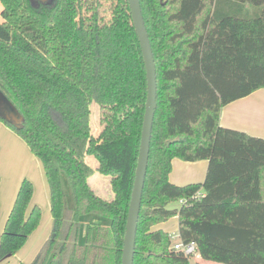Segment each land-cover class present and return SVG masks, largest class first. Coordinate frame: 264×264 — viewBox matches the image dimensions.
Returning <instances> with one entry per match:
<instances>
[{"label":"trees","instance_id":"16d2710c","mask_svg":"<svg viewBox=\"0 0 264 264\" xmlns=\"http://www.w3.org/2000/svg\"><path fill=\"white\" fill-rule=\"evenodd\" d=\"M0 1V91L24 128L0 120L41 161L50 194V234L29 264H121L147 100L128 0ZM140 3L156 63L157 109L134 264H189L170 248L168 233L153 229L176 216L182 240L194 242L204 260L264 264V138L220 125L225 106L264 89V0ZM94 96L110 103L98 136L70 115ZM87 157L98 161L97 170ZM174 159L207 161L203 183H172ZM96 171L111 177V200L92 189ZM33 194L24 179L0 237V262L41 222V208L30 209ZM181 199L186 204L169 208ZM87 215L110 225H88L82 244Z\"/></svg>","mask_w":264,"mask_h":264},{"label":"rangeland","instance_id":"374dc122","mask_svg":"<svg viewBox=\"0 0 264 264\" xmlns=\"http://www.w3.org/2000/svg\"><path fill=\"white\" fill-rule=\"evenodd\" d=\"M2 8V4L0 1V9ZM106 15L105 17V22L108 23V12L105 10L104 11ZM110 27L106 31L107 34V48L106 51H112L111 48H113L114 45H112L111 42V36L112 33L109 32ZM110 43V44H109ZM88 103V105L86 104ZM72 106V105H71ZM88 106V107H87ZM82 107V108H81ZM80 108L75 107L74 105L72 106L73 112L70 110L72 114L73 119L77 120L78 122L82 123L83 126L86 127V130H89V132H92L91 134L93 136H98L99 132H97L96 129L100 130L102 123L101 121V115L107 114L110 112V103L104 99V98H96L95 96L88 100L82 102V106ZM84 114V118L81 117V113ZM80 115V116H78ZM80 120V121H79ZM14 134L16 135V138H19L20 141H22L25 146L28 147L24 139L15 131H13ZM5 149L4 152L7 153L5 158H8L7 163L1 164L0 166V214L3 208V203L4 206L8 204L7 200L9 197V192L13 188L14 185V179L16 176L21 177L24 172L27 171V174L30 175V177H33V179L29 178L33 184H34V196H36V199L41 207L42 210V218L39 226L37 229L33 232V234L30 236V238L24 243V245L21 247V249L16 252L14 255H11L4 259L3 261L0 262V264H26V253L30 249L31 245L34 244L35 240H38L39 237H44L43 239H46L49 234H50V229H51V223H52V215H51V208H50V197H49V192H48V183L47 179L44 177V181H39L44 175L43 168L41 167L40 163L36 160L37 157L35 155H32L35 159L33 161V165L27 164L26 159L23 155V152L20 149H15V140L11 137L6 138L5 140ZM29 148V147H28ZM30 150V148H29ZM32 152V151H30ZM5 158H2L5 159ZM1 161V160H0ZM181 162L182 164H186L183 161H177ZM90 166L92 167V163L89 162ZM99 166V164H98ZM208 166L206 167L207 171ZM94 169V168H93ZM96 176L90 178V185L94 181V179L99 176ZM206 175V174H205ZM102 176V175H101ZM103 177V176H102ZM104 178V177H103ZM92 181V182H91ZM172 182V181H171ZM174 183V182H172ZM62 184L63 188L67 197V201L70 206H73V194H72V188L70 186L68 177L63 174L62 175ZM92 187V186H91ZM95 193L102 197L99 192V190H95ZM108 198V199H107ZM106 200H111L112 197L111 195L107 196L104 198ZM180 207L179 202H173L170 204L169 208H178ZM6 212H2V215H4ZM9 215V214H8ZM7 219V218H6ZM5 225V223H3ZM0 225V233L3 232L4 225ZM93 224V225H104V226H109L110 225V220L107 218H102L94 215H87L81 218V227H80V236H79V241L82 244H85L87 242V227L88 225ZM168 231L165 232H177L179 229L178 221L171 218L169 219L168 223H166L165 226H163ZM1 237V234H0ZM203 263L208 262L207 260H202ZM28 264V263H27ZM214 264H219L215 263Z\"/></svg>","mask_w":264,"mask_h":264},{"label":"crops","instance_id":"0c3cea01","mask_svg":"<svg viewBox=\"0 0 264 264\" xmlns=\"http://www.w3.org/2000/svg\"><path fill=\"white\" fill-rule=\"evenodd\" d=\"M220 125L225 128H230V129L245 132L250 136L264 138V89H259L255 91L254 93H252L251 95L245 98L239 99L225 106L221 110ZM102 128H103V125L101 126L100 130L96 129L97 132L100 133ZM9 137L15 140V143H16L15 149L16 150L20 149L23 152V155L26 159L27 164L33 165V161L35 158L32 155L34 154L30 152L31 150H29V148L25 146V144L22 141L19 140V138H16V135L14 134L13 130L7 127L0 120V160H1L0 166L1 164L7 163L8 160H10L8 158H5L7 153L4 152L5 144H6L5 140L6 138H9ZM2 158H5V159L2 160ZM86 159L88 163L91 162L93 164L92 168H94V170H97L98 161L94 157H87ZM36 160L40 163L41 167L43 168L41 161L38 158ZM178 160L182 161L180 159H174L173 161L172 171L169 176L170 181L174 182V184L181 185V186L188 185V184H195V183H203L206 177L205 174L207 172L206 171V167L208 166L207 161L205 160L197 161V162L183 161L186 164H182L181 162H177ZM43 172H44V168H43ZM96 173L98 172L97 171L95 172V174L93 175L94 177L96 176ZM43 175L44 176L39 180L40 182L44 181V177L46 178L45 172ZM97 175L99 176H97L93 182L91 181L92 189L94 188L95 190H99V192H101L100 194H102L101 195L102 198H106L109 195H111V197L113 198L114 195L111 189V177L102 175L104 177L103 178L100 173H98ZM27 177L33 179V177H30V175L27 174V171L24 172L21 177H18V176L15 177L13 188L9 192V197L7 200L8 204L4 206V203H3V208L0 214V225H2L3 223H6V220H7L6 218H8L9 216L8 214H10V211L12 209L13 203L17 196L21 182L24 179L30 180ZM48 192H49V188H48ZM49 197H50V194H49ZM35 205H38L40 207L36 199V196H34L33 194V198L30 204V209ZM6 211L7 213L2 215V212H6ZM173 219L177 220L178 225H179V218L176 216ZM166 223H168V221L161 223L159 225H156L153 229L162 230L164 232L168 231L165 228H163V226H165ZM85 232L87 233V231ZM177 232H179V229ZM166 233H168L169 235L174 232H166ZM0 234H2V232ZM43 238L44 237H39V239L35 240L34 244L31 245L30 249L26 253V261H25L26 264L27 263L29 264L32 262V260L35 258L38 251L40 250V248L42 247V245L44 244V242L47 240L48 237L46 239H43ZM202 260L204 259L201 258L200 256H197L193 261L196 262V264H214L213 261L207 260L208 262L203 263Z\"/></svg>","mask_w":264,"mask_h":264},{"label":"water","instance_id":"95a60500","mask_svg":"<svg viewBox=\"0 0 264 264\" xmlns=\"http://www.w3.org/2000/svg\"><path fill=\"white\" fill-rule=\"evenodd\" d=\"M48 3L51 0H36ZM132 22L139 40L147 78V100L141 132L140 150L128 208L126 232L121 264H134L138 221L150 157V146L155 113L157 109V71L152 45L145 25L140 0H128ZM0 119L17 130L24 128V118L17 107L0 91Z\"/></svg>","mask_w":264,"mask_h":264},{"label":"built area","instance_id":"2783aa9c","mask_svg":"<svg viewBox=\"0 0 264 264\" xmlns=\"http://www.w3.org/2000/svg\"><path fill=\"white\" fill-rule=\"evenodd\" d=\"M200 195L201 193H198L193 198H197ZM186 202V199L179 200L180 205L186 204ZM169 238L171 241V249L185 256L188 259L189 264H196V262H194L193 260L198 256V253L196 244L194 242L185 243L182 240L179 232L169 234Z\"/></svg>","mask_w":264,"mask_h":264}]
</instances>
